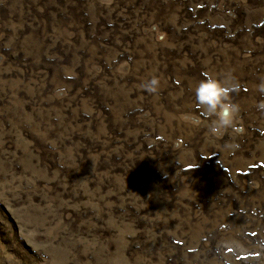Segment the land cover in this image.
Here are the masks:
<instances>
[{
	"label": "rangeland",
	"instance_id": "rangeland-1",
	"mask_svg": "<svg viewBox=\"0 0 264 264\" xmlns=\"http://www.w3.org/2000/svg\"><path fill=\"white\" fill-rule=\"evenodd\" d=\"M262 79L264 0H0V264H264Z\"/></svg>",
	"mask_w": 264,
	"mask_h": 264
},
{
	"label": "clouds",
	"instance_id": "clouds-1",
	"mask_svg": "<svg viewBox=\"0 0 264 264\" xmlns=\"http://www.w3.org/2000/svg\"><path fill=\"white\" fill-rule=\"evenodd\" d=\"M153 32H158L156 26ZM159 38V37H158ZM149 94H156L160 87L157 77H152L141 85ZM239 89L238 82L229 73L222 78L213 74L205 73L204 78L199 80L193 87L196 103L204 110L206 116L215 117L211 121L209 132L214 136H222L224 131L234 126L235 119L239 113V105L231 102L229 97ZM261 95H264V79L257 86ZM258 111L264 112V101L255 105ZM192 119L191 117H185ZM195 123V120H192ZM225 147L231 145L225 144Z\"/></svg>",
	"mask_w": 264,
	"mask_h": 264
}]
</instances>
